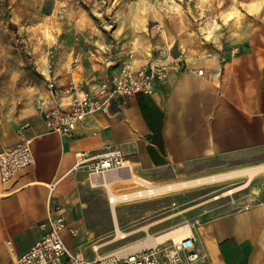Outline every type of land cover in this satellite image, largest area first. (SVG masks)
Masks as SVG:
<instances>
[{
  "label": "crops",
  "instance_id": "1",
  "mask_svg": "<svg viewBox=\"0 0 264 264\" xmlns=\"http://www.w3.org/2000/svg\"><path fill=\"white\" fill-rule=\"evenodd\" d=\"M141 1L153 13L155 6L169 0ZM257 15L258 27H243L242 39L233 45L215 38L195 55L182 46L178 34L172 39L165 30L156 29L160 25L156 20L141 31L140 41L120 34L115 25L111 47H84L73 52L70 61L55 58L59 86L83 79L88 89L118 74L130 52L138 68L149 61V52L167 47L172 58L185 61L186 68L169 73L152 93L116 99L108 114L88 115L72 136L48 133L35 108L26 121L34 164L14 179L0 181V264L22 256L40 239L45 232L42 224L57 206L65 210L67 229L61 234L65 246L87 260L171 244L168 239L142 245L150 235L187 223L203 256L199 264H264V171L245 187L240 186L246 178L233 184L236 190L230 195H224L229 188L217 189L210 198L189 206L183 199L186 194H173L183 190L179 189L137 197L164 196L156 201H119L114 217L108 202L110 219L96 199L100 188L109 194L105 180L113 174L119 178L109 184L115 194L127 191L122 183L135 174L148 183L179 181L169 183L175 184L264 166V10ZM201 47L193 50L201 51ZM69 64L72 68L67 72ZM39 97L49 98L46 88ZM67 101L65 94L53 99L54 103ZM18 130L6 136L0 131V151L18 141ZM112 150L122 153L130 170L97 177L88 176L87 164L76 167L77 153L96 157ZM98 178L100 182L95 183ZM116 227L124 237L117 235ZM71 229L77 231L75 236Z\"/></svg>",
  "mask_w": 264,
  "mask_h": 264
},
{
  "label": "rangeland",
  "instance_id": "2",
  "mask_svg": "<svg viewBox=\"0 0 264 264\" xmlns=\"http://www.w3.org/2000/svg\"><path fill=\"white\" fill-rule=\"evenodd\" d=\"M142 2L0 0V131L3 135L6 136L13 129L17 131L35 111V101L46 86L49 52L63 62L70 61L73 52L84 50V47H111L115 40L111 35L115 25L119 26L120 34L124 33L140 41L141 31L146 30L147 24L152 25L157 20L169 38L171 36L174 39L178 34L179 39H183L182 46L191 48L190 52L195 55L209 48L215 38L233 45L242 39L243 27H258L257 13L264 10V0H169L168 3L155 6L151 13ZM194 46H202L201 51L195 52ZM244 178L199 185L173 194H186L183 199L186 200V206H189L210 198L216 194L214 192L217 189L221 192L227 188L233 189L231 186L241 184ZM149 182L165 185L179 181ZM122 184L128 190L115 194L133 192L143 187L134 181ZM161 197L164 196L136 198L132 202L139 203L145 199L156 201ZM96 199H99L97 203L104 206L111 219L108 193L100 188ZM189 235L187 233L183 238Z\"/></svg>",
  "mask_w": 264,
  "mask_h": 264
},
{
  "label": "built area",
  "instance_id": "3",
  "mask_svg": "<svg viewBox=\"0 0 264 264\" xmlns=\"http://www.w3.org/2000/svg\"><path fill=\"white\" fill-rule=\"evenodd\" d=\"M164 0H153L160 2ZM156 29L162 32L157 24ZM149 61L134 68L135 54L130 52L123 61L118 74L109 75L96 88L88 89L83 79L71 80L66 86H59L55 78V55L48 53L45 83L49 98L39 97L35 104L40 112L46 131L61 136H72L77 127L91 114H108L112 102L136 93H152L171 72L186 68L185 61L172 58L170 49L160 47L148 53ZM184 64V67H183ZM72 65L66 66L69 72ZM202 70H198L201 75ZM65 94L66 103H54ZM29 123H23L18 130V141L0 151V181L14 179L21 171L34 164L31 140L26 135ZM76 167L87 164L88 176L104 175L114 170H130L129 163L119 150H112L96 157L86 153L76 154ZM135 183V182H134ZM142 187V186H141ZM45 232L38 241L22 256L7 264H199L203 256L196 248L193 236L184 237L179 242L161 244L149 249L128 253L125 256L111 255L95 260H87L70 252L62 239V232L67 229L65 210L54 207L42 224ZM75 236L77 231L71 229Z\"/></svg>",
  "mask_w": 264,
  "mask_h": 264
},
{
  "label": "bare ground",
  "instance_id": "4",
  "mask_svg": "<svg viewBox=\"0 0 264 264\" xmlns=\"http://www.w3.org/2000/svg\"><path fill=\"white\" fill-rule=\"evenodd\" d=\"M208 55L209 54H207L206 56H208ZM198 70H202V69H196L197 74H198ZM116 171L117 170H114L112 172H116ZM261 171H264V166L244 169V170L235 171V172L226 173V174H221V175H216V176L205 177V178L191 180V181H184V182L182 181L180 183L163 185V186L145 182L143 180H140L135 175H133L132 177H129V181L137 182L138 184H140L143 187L141 189H137L131 193H126V194H122V195H115V194L111 193V191H110V186H109L110 182L113 180L119 179L118 176H116L114 174L110 175L109 177H107V180H105V183L107 186V190L109 192L108 202L112 206V215L114 217V205L119 201H126V200H129L132 198L149 196V195H156V194H159L162 192L174 191V190H179V189H187L190 187H196L199 185H205V184L214 183L217 181H222V180L231 179V178H239V177H246L245 183L241 186V187H245L246 185H248L249 181L254 177V175L257 174L258 172H261ZM99 176H103V175H99ZM99 176H97V177H99ZM99 180H100L99 178L97 180L95 179V183H99L100 182ZM235 190L236 189H231V190L225 192L224 195H230ZM116 231H117L118 236L121 235L124 237L123 232H121L118 229V227H116ZM187 233H190V226L187 223H185L184 225H181L179 227H176V228L170 229L168 231L162 232L156 236H154V235L148 236L143 241L142 245L144 247H147L150 245L161 243V242L168 240V239H170L171 241H175L178 239L182 240V239H184L183 236ZM125 236H126V234H125ZM186 237H188V236H186Z\"/></svg>",
  "mask_w": 264,
  "mask_h": 264
}]
</instances>
